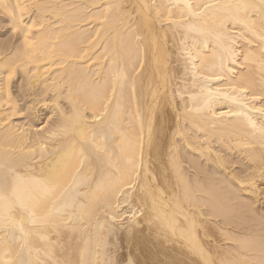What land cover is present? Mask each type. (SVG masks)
<instances>
[{"label": "bare ground", "instance_id": "bare-ground-1", "mask_svg": "<svg viewBox=\"0 0 264 264\" xmlns=\"http://www.w3.org/2000/svg\"><path fill=\"white\" fill-rule=\"evenodd\" d=\"M0 23V264H264V0Z\"/></svg>", "mask_w": 264, "mask_h": 264}, {"label": "rangeland", "instance_id": "rangeland-1", "mask_svg": "<svg viewBox=\"0 0 264 264\" xmlns=\"http://www.w3.org/2000/svg\"><path fill=\"white\" fill-rule=\"evenodd\" d=\"M3 26V24L2 23H0V29L1 30H6L4 27H2Z\"/></svg>", "mask_w": 264, "mask_h": 264}]
</instances>
